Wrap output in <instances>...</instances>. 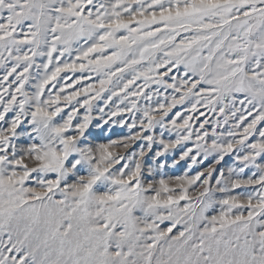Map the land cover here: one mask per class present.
Here are the masks:
<instances>
[{
    "label": "snow or ice",
    "instance_id": "1",
    "mask_svg": "<svg viewBox=\"0 0 264 264\" xmlns=\"http://www.w3.org/2000/svg\"><path fill=\"white\" fill-rule=\"evenodd\" d=\"M0 72V264H264V0H0Z\"/></svg>",
    "mask_w": 264,
    "mask_h": 264
},
{
    "label": "rangeland",
    "instance_id": "2",
    "mask_svg": "<svg viewBox=\"0 0 264 264\" xmlns=\"http://www.w3.org/2000/svg\"><path fill=\"white\" fill-rule=\"evenodd\" d=\"M37 62H39V59H38ZM0 74H2V72H0ZM62 75H65V74H62ZM76 75L78 76L79 73H77ZM93 77H94V80H91V81H89V80H85V81H83V83H84L85 85H87V84H89V83H94V82H96L95 74H93ZM141 83H142V81H139V80H138V81H137L135 84H133L131 87H132V88H136V87H138ZM26 88H29V90H32V89H31V82H30L29 85H26ZM69 91H71V89H69ZM104 95L107 96L108 93H104ZM113 101H114L115 103H118V102H119V98H118V97H113ZM93 103L99 105V104H102V101H94ZM125 103H127V101H125ZM140 103H141V104L144 103L143 98H141ZM153 103H154V102H153ZM112 106H113V105H110L109 107H112ZM123 106H124V105H121V107H123ZM178 108H179V106H178ZM177 110H178V109H174L173 111H177ZM105 111H108V109H105ZM201 111H207V110H205V109H201ZM81 112H83V109H81ZM93 115H94V116L97 115V112L95 111V109H94ZM136 115L139 116L140 113H136ZM207 115H208V117L212 118L213 121H214L215 118L218 116V114H213V113H211V112L207 113ZM129 116H130L129 113H125V115H124V119L127 120V119L129 118ZM113 119L118 120V119H120V117H114ZM201 119H203V117H201ZM249 119H251V117H249ZM93 123H95V120L93 121ZM109 123H111V121H110ZM107 127H108V125H105V128H107ZM127 131H128L127 128H120V127H118V126H114V127L112 128L111 132H110V133H107V134H105V135H102V136L100 137V140H101L102 142H106L109 136H111L112 139L121 138L122 136H124V135L127 134ZM133 131H135V130H133ZM160 132H161V129H160L159 126H158V127L155 129V134H156L157 136H159ZM164 137H165V139L174 138V133L165 132V133H164ZM142 143H145V142H143V141H137L136 144L133 145V148L136 149V150H138V146L141 145ZM179 150H180L179 147L175 150L177 156H178V154H179ZM129 151H132V149H129ZM149 155H151V153H149ZM168 159H169V161H171L172 157L169 156ZM211 159H212V158L209 157V160H208V161H204L203 163H199V164H197V165H193L191 168L188 167V164L190 163V161H187V160H185V161H181V162H180L178 165H176L174 168H169V173H170V174H175V175H182V174H184L185 172H187L189 175H194L196 172L203 170V169L208 165V163L211 161ZM232 163H233L232 157H231V156H226V157H225V161L222 162L221 165H217L216 167L219 169V168H221V167H227L228 165H231ZM215 175H216V173H214V176H215ZM198 183H199V182H198ZM244 191H247V190H246V189H237V190H235V193H234V194H238V193H241V192H244ZM190 194L193 195V196H195V195L197 194V192H192V191L190 190ZM182 203H183V202H182ZM167 223H168V222L166 221L164 224L161 225V227H165V226L167 225Z\"/></svg>",
    "mask_w": 264,
    "mask_h": 264
}]
</instances>
